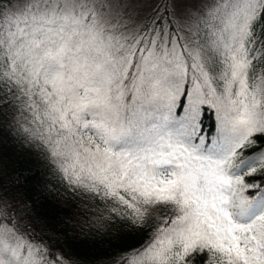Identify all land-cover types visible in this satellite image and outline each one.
Returning a JSON list of instances; mask_svg holds the SVG:
<instances>
[{
	"label": "snow or ice",
	"instance_id": "snow-or-ice-1",
	"mask_svg": "<svg viewBox=\"0 0 264 264\" xmlns=\"http://www.w3.org/2000/svg\"><path fill=\"white\" fill-rule=\"evenodd\" d=\"M5 139L76 211L0 182V264H264V0H0Z\"/></svg>",
	"mask_w": 264,
	"mask_h": 264
},
{
	"label": "trees",
	"instance_id": "trees-1",
	"mask_svg": "<svg viewBox=\"0 0 264 264\" xmlns=\"http://www.w3.org/2000/svg\"><path fill=\"white\" fill-rule=\"evenodd\" d=\"M19 180L14 191L22 194L30 202L40 224L61 228L73 212L76 204L63 196L55 186L42 159L33 152L5 139L0 144V182L9 183ZM76 251L87 256L97 242L87 238L72 241Z\"/></svg>",
	"mask_w": 264,
	"mask_h": 264
}]
</instances>
